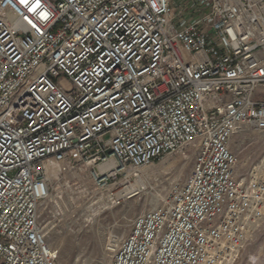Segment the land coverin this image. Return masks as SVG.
Listing matches in <instances>:
<instances>
[{"label":"built area","instance_id":"obj_1","mask_svg":"<svg viewBox=\"0 0 264 264\" xmlns=\"http://www.w3.org/2000/svg\"><path fill=\"white\" fill-rule=\"evenodd\" d=\"M171 1L0 0V264H57L40 207L61 177L89 181L59 193L70 227L189 154L109 264L236 262L264 217V165L230 150L264 133V0Z\"/></svg>","mask_w":264,"mask_h":264},{"label":"rangeland","instance_id":"obj_2","mask_svg":"<svg viewBox=\"0 0 264 264\" xmlns=\"http://www.w3.org/2000/svg\"><path fill=\"white\" fill-rule=\"evenodd\" d=\"M177 0L171 1L175 7ZM192 15L188 12L186 16ZM185 16V17H186ZM179 18V17H178ZM241 173L248 167L264 165V133L240 128L230 142ZM192 155H170L143 169L138 195L124 199L116 207L70 227L58 219L55 205L64 202L63 185H76L78 190L89 185L87 173L79 172L61 177L53 185L40 207V219L46 234V244L56 253L57 264H109L122 239L130 231L132 221L140 214L162 204L174 185L182 184L190 173ZM61 188V189H60ZM234 264H264V217L251 233Z\"/></svg>","mask_w":264,"mask_h":264},{"label":"snow or ice","instance_id":"obj_3","mask_svg":"<svg viewBox=\"0 0 264 264\" xmlns=\"http://www.w3.org/2000/svg\"><path fill=\"white\" fill-rule=\"evenodd\" d=\"M22 2H25V3H26V2H27V0H22ZM38 6H39V4L37 3V7H38ZM33 10H35V9H33Z\"/></svg>","mask_w":264,"mask_h":264},{"label":"bare ground","instance_id":"obj_4","mask_svg":"<svg viewBox=\"0 0 264 264\" xmlns=\"http://www.w3.org/2000/svg\"><path fill=\"white\" fill-rule=\"evenodd\" d=\"M141 180L139 179L136 184H140Z\"/></svg>","mask_w":264,"mask_h":264}]
</instances>
